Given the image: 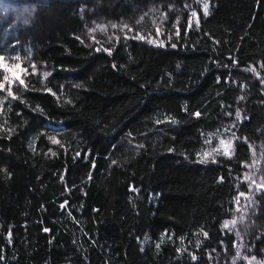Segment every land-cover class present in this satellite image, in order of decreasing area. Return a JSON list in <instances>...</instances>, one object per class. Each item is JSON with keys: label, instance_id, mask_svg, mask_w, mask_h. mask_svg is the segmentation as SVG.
I'll return each mask as SVG.
<instances>
[{"label": "trees", "instance_id": "obj_1", "mask_svg": "<svg viewBox=\"0 0 264 264\" xmlns=\"http://www.w3.org/2000/svg\"><path fill=\"white\" fill-rule=\"evenodd\" d=\"M0 57V264H264V0H0Z\"/></svg>", "mask_w": 264, "mask_h": 264}, {"label": "rangeland", "instance_id": "obj_2", "mask_svg": "<svg viewBox=\"0 0 264 264\" xmlns=\"http://www.w3.org/2000/svg\"><path fill=\"white\" fill-rule=\"evenodd\" d=\"M195 18H197V16ZM256 150L258 151V156L253 158V167L252 169L247 170L244 175V179L248 187L247 193L241 196V199L243 200L244 204L252 202V197L255 193H262V191H264V188L257 187V185H264V167H262V171H260L259 165L260 159L263 158L264 160V150L262 147ZM248 167H251V165ZM242 218L243 215L240 216V218H235V216L231 218L229 221H227L229 222V227L226 229L233 230L238 227L242 221ZM232 221H235L236 223L232 224ZM235 246L236 250L233 256H231L230 258L231 264H262L261 260L252 253V248L247 246L244 240H241ZM224 248H226V246H224Z\"/></svg>", "mask_w": 264, "mask_h": 264}, {"label": "snow or ice", "instance_id": "obj_3", "mask_svg": "<svg viewBox=\"0 0 264 264\" xmlns=\"http://www.w3.org/2000/svg\"><path fill=\"white\" fill-rule=\"evenodd\" d=\"M203 15H205V16L208 15V5H207V3L204 4ZM193 16L196 17L197 14L194 12L193 13ZM196 22H197V24L199 23L198 19H197ZM189 26L191 27V24ZM2 60H3V57H0V61H2ZM14 75H16V74L14 73ZM16 78L19 79V76L17 75ZM5 79L7 80L8 78L5 77ZM20 83H23V81L20 80ZM0 88H3V84H0ZM197 115H198V113H197ZM221 143L224 144V141H221ZM230 147H231V144L230 143L227 144V145H225V152H226V154H227L228 149H230ZM257 187L258 188H264V185H257ZM243 195H244V193H240V196H243ZM237 203H239V197L237 198ZM62 207H63V205H62ZM231 223L232 224H235L236 222L235 221H232ZM224 227L225 228H228L229 227V222H226L225 225H224ZM45 231H47V229H45Z\"/></svg>", "mask_w": 264, "mask_h": 264}]
</instances>
